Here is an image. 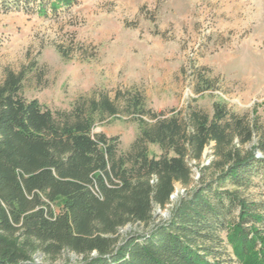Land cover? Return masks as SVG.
Wrapping results in <instances>:
<instances>
[{"label":"trees","instance_id":"16d2710c","mask_svg":"<svg viewBox=\"0 0 264 264\" xmlns=\"http://www.w3.org/2000/svg\"><path fill=\"white\" fill-rule=\"evenodd\" d=\"M73 0H0L5 10L56 13ZM26 73L6 71L0 83V264H264V214L243 194L264 183V127L216 105L213 117L192 110L188 119L146 111L139 97L130 109L142 131L127 152L119 138L93 132L95 121L120 112L107 93L80 97L70 110L52 111L23 94ZM123 112V111H121ZM258 136L259 141L253 143ZM235 139H238L236 142ZM216 173L154 224L175 183H192L188 157L211 146ZM245 149V146L251 144ZM149 144L163 154L150 157ZM173 155H170V153ZM140 224L144 233H121Z\"/></svg>","mask_w":264,"mask_h":264},{"label":"rangeland","instance_id":"374dc122","mask_svg":"<svg viewBox=\"0 0 264 264\" xmlns=\"http://www.w3.org/2000/svg\"><path fill=\"white\" fill-rule=\"evenodd\" d=\"M73 1L45 16L0 5V83L6 71H24V96L54 112L70 110L80 97L107 93L115 99L122 93L120 112L97 119L93 129L118 137L121 152L139 137L141 117L156 122L127 110L133 96L165 118L188 119L192 110L213 117L219 105L264 127V0ZM258 141L256 136L253 143ZM213 145L200 161L188 157L191 185L175 183L170 203L154 206V224L170 218L174 203L200 181L202 168L208 167V180L216 173ZM148 147L150 157L163 154L158 145ZM241 191L264 214V183ZM151 227L127 225L121 233ZM35 259L51 264L40 254ZM79 259L65 252L54 264Z\"/></svg>","mask_w":264,"mask_h":264},{"label":"water","instance_id":"95a60500","mask_svg":"<svg viewBox=\"0 0 264 264\" xmlns=\"http://www.w3.org/2000/svg\"><path fill=\"white\" fill-rule=\"evenodd\" d=\"M203 154H204V156H205V155L207 154V150H205ZM175 196H176V195L173 194V195L171 196V198H174Z\"/></svg>","mask_w":264,"mask_h":264}]
</instances>
